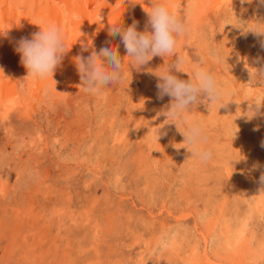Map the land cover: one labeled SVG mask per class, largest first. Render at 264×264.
Returning <instances> with one entry per match:
<instances>
[{"label":"rangeland","instance_id":"374dc122","mask_svg":"<svg viewBox=\"0 0 264 264\" xmlns=\"http://www.w3.org/2000/svg\"><path fill=\"white\" fill-rule=\"evenodd\" d=\"M216 2L172 10L187 20L184 70L202 59L224 92L190 113L213 158L191 157L183 122L161 114L171 98H159L155 72L175 55L138 69L123 49V80L93 94L72 48L48 79L65 96L0 115V264H264V36L241 29L264 25V5Z\"/></svg>","mask_w":264,"mask_h":264},{"label":"clouds","instance_id":"9594fccd","mask_svg":"<svg viewBox=\"0 0 264 264\" xmlns=\"http://www.w3.org/2000/svg\"><path fill=\"white\" fill-rule=\"evenodd\" d=\"M251 3L252 0H241V3ZM264 5V0H260ZM151 8H145L148 17L144 31H138L137 22H133L127 28L115 20L111 22L109 35L119 36L126 49V57L131 58V63L140 68L146 65L155 56L166 57L175 55V60L170 63L162 73L155 72L158 77L157 89L159 98L164 96L171 98L170 105L162 115L167 117L178 126L177 121L185 125L183 145L200 162L206 163L213 158L214 150L205 147L207 137L201 122L193 120L190 113L201 103L210 105L222 100L224 92L217 81L214 73L203 66L201 59L192 73L184 70L185 58L176 53L177 37L183 36L187 31V20L180 18L174 11L169 10L167 5L160 0H151ZM39 26V25H38ZM40 31L33 33L31 38H21L16 47L20 54L21 64L27 70L23 78L24 83L28 80L42 81L53 74L60 65L66 54L63 30L56 24L46 27L40 26ZM245 33L251 31L257 36H264V25L250 27ZM264 46V42H262ZM245 66L252 77V71L247 62ZM76 67L80 75L81 87L87 93H96L102 88L122 81L124 78L123 61L117 48L103 47L98 52L93 51L87 58L76 57ZM175 72L189 74V79H180ZM264 76V68L258 70ZM228 102L221 105L224 107ZM258 110L260 103H253ZM250 112L255 113L250 110ZM160 135V134H159ZM176 147V145H175ZM177 148V147H176ZM259 182L262 185L260 192H264V172L261 173Z\"/></svg>","mask_w":264,"mask_h":264},{"label":"bare ground","instance_id":"6f19581e","mask_svg":"<svg viewBox=\"0 0 264 264\" xmlns=\"http://www.w3.org/2000/svg\"><path fill=\"white\" fill-rule=\"evenodd\" d=\"M162 1H165L172 11L183 0ZM216 3H219L218 0ZM206 4V10L212 9L213 3ZM151 6V0H0V115L5 118L15 110L28 113V109L34 105V100H37L39 95L52 94L54 91L62 94L59 89L61 82L56 86L53 83L54 78L53 81L51 78L48 80V77L42 81L28 80L21 83L27 75V70L20 62V54L15 50L21 38L30 39L33 33L41 30L40 26L56 24L63 30L67 56L72 48L84 52L85 58L103 47H114L119 49L118 52H122L125 47L120 37L109 35L111 22L115 20L127 28L135 21L138 31H144L148 19L145 8L150 9ZM68 58L64 55L60 65L67 64ZM248 61L249 59H246V62ZM73 64L76 67V61ZM58 67L54 77L59 71ZM63 70L61 72H64ZM63 94L62 96H65ZM242 238H246L244 230L240 232L239 241Z\"/></svg>","mask_w":264,"mask_h":264}]
</instances>
